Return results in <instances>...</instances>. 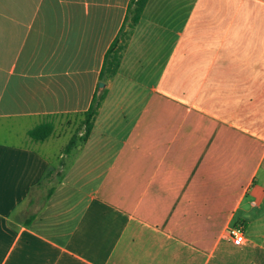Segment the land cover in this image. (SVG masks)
<instances>
[{
    "label": "crops",
    "instance_id": "obj_1",
    "mask_svg": "<svg viewBox=\"0 0 264 264\" xmlns=\"http://www.w3.org/2000/svg\"><path fill=\"white\" fill-rule=\"evenodd\" d=\"M129 2L0 0V135L106 89L48 192L0 138V264H264V0H148L102 88Z\"/></svg>",
    "mask_w": 264,
    "mask_h": 264
},
{
    "label": "trees",
    "instance_id": "obj_2",
    "mask_svg": "<svg viewBox=\"0 0 264 264\" xmlns=\"http://www.w3.org/2000/svg\"><path fill=\"white\" fill-rule=\"evenodd\" d=\"M147 2L148 0H130L124 23L106 51L100 72V81L104 82L108 78H112L118 72L130 35L135 26L139 23ZM105 96L106 89H101L99 93L97 89L89 108L80 113L85 116V132L81 137L74 135L70 139L65 147L66 153H70L79 144L84 143L89 139L94 127L96 115ZM54 129V122L46 120L31 128L28 131V134L35 141H44L53 134ZM45 176L48 178L50 173H47ZM38 186H40V183Z\"/></svg>",
    "mask_w": 264,
    "mask_h": 264
},
{
    "label": "rangeland",
    "instance_id": "obj_3",
    "mask_svg": "<svg viewBox=\"0 0 264 264\" xmlns=\"http://www.w3.org/2000/svg\"><path fill=\"white\" fill-rule=\"evenodd\" d=\"M54 118V135L35 144L41 152L45 153L46 155L48 154L53 166L52 174L50 175L51 178L48 179V181L46 179L44 184L41 186L40 191L42 193L48 192L49 187L54 186L59 181L62 174L61 169L63 163H68L71 160V154H73V150L70 153L65 152V147L70 139L74 135L81 137V135L85 132V116L83 114H62L57 115ZM25 137L27 140L31 139L30 136L14 137V135H6L5 133L0 135V138L11 139V141L14 142H20Z\"/></svg>",
    "mask_w": 264,
    "mask_h": 264
},
{
    "label": "built area",
    "instance_id": "obj_4",
    "mask_svg": "<svg viewBox=\"0 0 264 264\" xmlns=\"http://www.w3.org/2000/svg\"><path fill=\"white\" fill-rule=\"evenodd\" d=\"M229 235L233 243L236 245H242L246 240L245 232L241 224L232 227L230 229Z\"/></svg>",
    "mask_w": 264,
    "mask_h": 264
},
{
    "label": "water",
    "instance_id": "obj_5",
    "mask_svg": "<svg viewBox=\"0 0 264 264\" xmlns=\"http://www.w3.org/2000/svg\"><path fill=\"white\" fill-rule=\"evenodd\" d=\"M105 86V83L104 82H99V87H104Z\"/></svg>",
    "mask_w": 264,
    "mask_h": 264
}]
</instances>
